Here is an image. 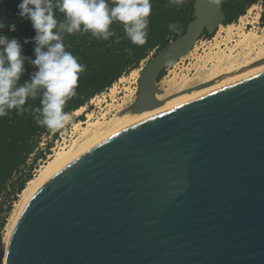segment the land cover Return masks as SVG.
Listing matches in <instances>:
<instances>
[{
  "label": "water",
  "instance_id": "95a60500",
  "mask_svg": "<svg viewBox=\"0 0 264 264\" xmlns=\"http://www.w3.org/2000/svg\"><path fill=\"white\" fill-rule=\"evenodd\" d=\"M140 68L132 112L222 23L218 0ZM0 264L5 248L0 238ZM7 264H264V69L130 122L74 155L23 204Z\"/></svg>",
  "mask_w": 264,
  "mask_h": 264
},
{
  "label": "trees",
  "instance_id": "16d2710c",
  "mask_svg": "<svg viewBox=\"0 0 264 264\" xmlns=\"http://www.w3.org/2000/svg\"><path fill=\"white\" fill-rule=\"evenodd\" d=\"M257 1L259 0H218L223 15L221 24L236 21ZM19 2L20 0H0V18H6L8 24H16V31L11 32L6 23L5 27L0 28V36H5L9 40L17 39L23 60V71L10 91L31 83L32 76L38 71L37 66L32 63L36 58L37 42L34 37L37 33L29 20L17 15ZM108 2L111 6V0ZM49 3L57 21V27L53 32L59 33L65 50L71 52L78 62L85 66V70L79 74L77 94L68 99L64 106V112L68 114L109 88L123 74L137 68L151 52H154V55L162 50L169 41L185 31L186 25L193 18V0H184L182 5L170 4L169 0H150L151 14L147 18V41L141 46L130 41L119 21H113L110 25V30L116 35L107 40L97 39L90 31L69 34L66 29L60 28L61 23L67 24L68 21L58 8L59 0H42V4ZM260 19L261 23H264V13ZM170 24H176L177 31H171ZM202 36L211 35L204 31ZM26 37L29 38L27 43ZM3 47L0 45V52L3 51ZM128 49H131V55L128 54ZM43 50H47V46ZM7 63L5 60V66ZM164 71L160 72L157 80L163 76ZM43 92L44 88L38 86L35 97L29 94L24 105L11 109L5 105L7 114L0 117V238L17 195L34 176L37 162L50 153V144H46L43 149L38 145L41 136L51 130L38 126L34 121V118L40 115L34 109L42 107ZM18 110H22L23 114H18Z\"/></svg>",
  "mask_w": 264,
  "mask_h": 264
},
{
  "label": "clouds",
  "instance_id": "9594fccd",
  "mask_svg": "<svg viewBox=\"0 0 264 264\" xmlns=\"http://www.w3.org/2000/svg\"><path fill=\"white\" fill-rule=\"evenodd\" d=\"M184 0H169L170 4L182 5ZM58 8L67 19V24H60L69 34L91 32L97 39L107 40L115 36L110 30L113 21L123 25L124 32L135 45H144L147 41L148 16L151 14L150 0H59ZM17 15L29 20L36 31L34 37L37 42L36 58L32 63L38 71L32 76L31 83L10 91L12 85L19 79L23 71L21 46L16 38L9 40L0 36V117L7 114L5 105L11 109L25 104L29 94L36 95L38 86L44 88L41 99V108L34 109L40 115L34 118L38 126L55 131L64 127L70 119L64 112L68 99L75 96L78 87L79 74L85 70L77 58L65 50L61 36L53 29L57 27L51 4H42V0H20L17 4ZM16 31V24H8L6 18H0V28ZM83 25V28H81ZM176 24H170L171 31H177ZM119 38H117L118 40ZM29 38H25L27 43ZM55 41V43H52ZM47 46V50H43ZM131 55V49H128ZM7 60L5 66L4 61ZM18 114H23L18 110Z\"/></svg>",
  "mask_w": 264,
  "mask_h": 264
},
{
  "label": "rangeland",
  "instance_id": "374dc122",
  "mask_svg": "<svg viewBox=\"0 0 264 264\" xmlns=\"http://www.w3.org/2000/svg\"><path fill=\"white\" fill-rule=\"evenodd\" d=\"M257 16V13H255L253 10L248 13L246 12L245 14L241 15L239 19L240 24H238L237 21L235 23L226 25L220 24L216 28L215 32L211 35V38L200 37L198 39L199 41L197 43L195 42L191 50L186 55L179 58L176 62L166 68L163 76L159 80H156V85L158 87L156 96L159 99L164 100L165 96L173 97L182 91H185V89L200 84L201 80L203 79V75L205 76L211 67L220 65L218 62L220 55H217V53L221 54V52L224 51L226 54L238 56V53L240 54L242 50V53L247 52L246 47L238 46L237 42L241 38L240 35L243 32H254L260 36L264 34V23L261 24L260 18L258 19L257 23ZM244 24H247L245 28L242 27ZM228 25L233 26L232 33L229 34V36L227 34ZM262 46L264 47V39H261L258 43L254 42L251 52L254 53ZM231 48L233 49L232 51ZM153 53L154 52H151L148 57L139 63L137 68L129 70L123 75V77L121 76L117 82L111 85L103 93L98 94L97 97H94L91 101H88L85 105L76 109L80 111L77 112L74 110L70 112V119L65 123L63 128L50 131L48 134L41 136L38 147L43 149L45 148L46 144H50L52 149L44 159H40L37 162L38 165L34 170V175L37 173L40 166L45 161H47L49 156H51L55 151L70 148L73 143L77 145L76 142H78V144H80V142L82 143L85 140V135L82 133L83 128L86 127L87 124L88 128L96 129V126H93L92 123L100 122L101 128L103 129L104 126V128L107 127L106 125H108L110 119H113L114 116L117 117L127 112L132 113V110L128 107L134 100L133 91L137 84L136 77L138 78L139 68L150 57L153 56ZM233 60H236L235 57L231 61ZM224 65H227V60H223L221 62V66ZM133 70H137L135 76H133ZM181 85L182 87H180ZM112 91L115 92L113 93ZM88 114L92 117H89ZM75 124L79 125L74 128ZM18 198L19 194L17 195V199L13 202L12 209L6 219V223L15 208V203L17 202ZM5 231L6 229L4 227L2 229V239Z\"/></svg>",
  "mask_w": 264,
  "mask_h": 264
},
{
  "label": "bare ground",
  "instance_id": "6f19581e",
  "mask_svg": "<svg viewBox=\"0 0 264 264\" xmlns=\"http://www.w3.org/2000/svg\"><path fill=\"white\" fill-rule=\"evenodd\" d=\"M232 30H233V26L228 25L227 26L228 36H229V34L232 33ZM263 33H264V29H263ZM240 36H241V38L237 42V45L241 46V47L245 46L247 52L242 53V51H243L242 50L241 51L242 54L240 53L241 54L240 55L238 53V56L232 55V54H226L224 51H222L221 54L217 53V55H220L218 58V62L220 63V65H215V66L211 67L210 70L207 72V74L205 76L203 75V77H202L203 79L201 78L202 79L201 83L198 84L197 86L185 89V91H182L181 93H179L178 95H175L173 97L168 96L169 97L168 98L165 96L164 100L159 99L157 97V100H159V103L149 110H143L141 112H132V113L127 112V113H123L122 115H119L117 117L114 116L115 118L113 117V119H110L108 125H106L107 126L106 128H104L105 126L102 124L104 126L102 129L100 122L99 123L98 122L92 123L93 126H96V129L88 128L87 127L88 124H87L86 127L83 128L82 133L85 135V137H84L85 140L82 143L80 142V144H78V142H76L77 145H75V143H73V145L70 148L55 151L51 156H49L47 161H45L40 166L37 173L28 182H26L23 190L19 193V198H18L17 202L15 203V208H14L13 212L11 213L10 217L8 218V221L5 225L6 231H5L3 239H2L4 248H5V264H7V244H8V240L10 237L11 229L15 223V220H16L23 204L26 202V200L29 198V196L36 190V188L48 176H50L55 170H57L61 165H63L66 161H68L70 158H72L74 155L79 153L81 150H83L84 148H86L90 144L94 143L95 141L99 140L100 138L106 136L107 134L119 129L120 127H122V126H124L130 122H133L137 119H140V118H142L146 115H149L151 113H154L158 110L165 109V108H167L173 104H176L182 100H185L187 98H190V97H193V96L198 95L200 93H203L205 91H208L212 88H215L219 85H222L224 83H227V82L232 81L234 79H237L239 77L251 74V73L256 72L260 69H264V47L263 46L260 48L257 47L258 48L257 51H255L254 53L251 52L253 43L254 42L258 43L261 39H264V34L260 36V35L255 34L254 32L253 33L252 32H243ZM232 50L233 49L231 48V51ZM231 51H230V53H231ZM234 57L236 60L231 61L232 59H234ZM223 60H227V65L221 66V62ZM132 73H133V76H135V74L137 73V70H133ZM180 87H182V85ZM76 111L78 112L80 110H76ZM88 116L90 117L91 115L88 114ZM79 124H75L74 128L77 127ZM98 125H100V126H98ZM90 127H92V126H90Z\"/></svg>",
  "mask_w": 264,
  "mask_h": 264
},
{
  "label": "built area",
  "instance_id": "2783aa9c",
  "mask_svg": "<svg viewBox=\"0 0 264 264\" xmlns=\"http://www.w3.org/2000/svg\"><path fill=\"white\" fill-rule=\"evenodd\" d=\"M254 11L255 13H257V18H256V22L258 23V19L259 18H261V16L260 15H262L263 13H264V0H259V1H257V2H255L254 4H252V5H250L247 9H246V11H245V13L247 12H251V11ZM244 13V14H245ZM240 17L241 16H239L238 17V19L236 20L237 22H238V24H240V22H239V19H240ZM236 21H234V22H232V23H235ZM262 24V23H261ZM247 24H244L242 27L243 28H245V26H246ZM199 40H197L196 41V43L198 42ZM126 74V73H125ZM124 75V74H123ZM123 75H122V77H123ZM120 79V77L117 79V80H119ZM134 79V78H133ZM136 79L138 80V78L136 77ZM117 80L115 81V82H117ZM114 82V83H115ZM113 83V84H114ZM112 84V85H113ZM108 89V88H107ZM107 89H105V90H107ZM137 89H138V84H136V86L134 87V91H133V94H134V99H135V97H136V93H137ZM104 90V91H105ZM104 91H102L101 93H103ZM100 94V93H99ZM98 96V94L97 95H95L94 97H97ZM94 97H92L89 101H91ZM134 101V100H133ZM129 108V107H128ZM51 149H52V147H50L49 148V150L51 151Z\"/></svg>",
  "mask_w": 264,
  "mask_h": 264
},
{
  "label": "flooded vegetation",
  "instance_id": "af4514ba",
  "mask_svg": "<svg viewBox=\"0 0 264 264\" xmlns=\"http://www.w3.org/2000/svg\"><path fill=\"white\" fill-rule=\"evenodd\" d=\"M202 37H204V36H202ZM206 37V36H205ZM206 38H211V36H209V37H206Z\"/></svg>",
  "mask_w": 264,
  "mask_h": 264
}]
</instances>
